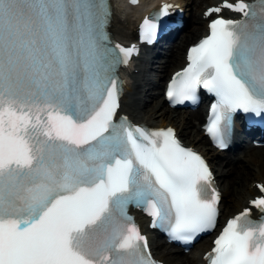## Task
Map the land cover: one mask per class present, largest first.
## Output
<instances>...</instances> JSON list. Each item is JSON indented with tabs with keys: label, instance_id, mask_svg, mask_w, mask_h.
Listing matches in <instances>:
<instances>
[{
	"label": "snow or ice",
	"instance_id": "6c2138e0",
	"mask_svg": "<svg viewBox=\"0 0 264 264\" xmlns=\"http://www.w3.org/2000/svg\"><path fill=\"white\" fill-rule=\"evenodd\" d=\"M170 8L143 21V40L167 27ZM213 14L167 97L213 94L207 131L223 148L233 114L264 118V0H222ZM109 18L105 0H0V264H157L129 205L184 244L216 228L219 194L201 156L172 128L118 115L116 69L136 49L110 46ZM251 207L260 220L251 208L230 219L209 264H264V196Z\"/></svg>",
	"mask_w": 264,
	"mask_h": 264
},
{
	"label": "bare ground",
	"instance_id": "6f19581e",
	"mask_svg": "<svg viewBox=\"0 0 264 264\" xmlns=\"http://www.w3.org/2000/svg\"><path fill=\"white\" fill-rule=\"evenodd\" d=\"M170 1L185 8L188 14L186 27L168 45L163 56L157 57L154 75H148V77L145 75L147 59H142L135 67L128 69L129 85L123 99V110L133 119L141 122L152 123L160 127L166 125L175 127L187 145L202 148V152L208 156L224 195L221 202V214L226 218L246 207L251 197L256 194L253 184L264 181V147L252 148L248 145L240 153L244 154V159H237L235 166L233 160H229L227 155L212 150L207 140L196 130V121L203 120V113L200 110L193 113H177L168 108L163 100V94L159 95L164 78L181 66L182 50L188 44L193 43L204 31L205 20L201 18V11L206 6L212 5L215 0ZM139 15L140 11L137 9L126 11L121 0L116 1L111 29L118 40L126 42L135 40L134 23ZM223 157L224 161L219 160ZM156 239L157 237L151 240L152 250L159 260L167 264H199V253L209 247V240H202L188 255H182L177 248L172 246L165 244L158 246Z\"/></svg>",
	"mask_w": 264,
	"mask_h": 264
},
{
	"label": "rangeland",
	"instance_id": "374dc122",
	"mask_svg": "<svg viewBox=\"0 0 264 264\" xmlns=\"http://www.w3.org/2000/svg\"><path fill=\"white\" fill-rule=\"evenodd\" d=\"M182 52H183V50H182ZM146 77V76H145ZM147 77H148V75H147ZM161 91H162V86H161V88L159 89V95L161 94ZM201 123V119H199L198 121H196V125H199ZM196 129H197V127H196ZM237 177V176H236Z\"/></svg>",
	"mask_w": 264,
	"mask_h": 264
}]
</instances>
